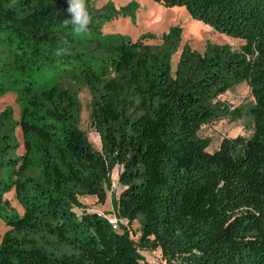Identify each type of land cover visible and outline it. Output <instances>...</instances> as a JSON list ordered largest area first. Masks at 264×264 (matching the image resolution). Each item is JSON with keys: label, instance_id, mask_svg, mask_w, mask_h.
I'll return each instance as SVG.
<instances>
[{"label": "trees", "instance_id": "obj_1", "mask_svg": "<svg viewBox=\"0 0 264 264\" xmlns=\"http://www.w3.org/2000/svg\"><path fill=\"white\" fill-rule=\"evenodd\" d=\"M155 1L184 6L245 43L240 51L209 43L203 53L185 46L173 71L181 26L156 45L146 42L151 34L103 33L107 21L132 15L131 3L87 0L92 23L77 35L65 24L67 0H0V95L21 85L22 107L16 125L10 107L0 113V218L10 227L0 264H141L140 251L159 248V264H264V0ZM58 48L66 54L58 56ZM50 67L88 78L100 150L78 125L74 93L45 76ZM243 82L255 98L254 132L224 138L210 152V138L199 132L240 114L220 96ZM17 126L26 150L20 158L10 156ZM116 166L115 210L128 221L120 230L98 212L75 210L80 196L106 203ZM12 189L22 215L3 201ZM33 236L73 251L56 253Z\"/></svg>", "mask_w": 264, "mask_h": 264}, {"label": "rangeland", "instance_id": "obj_2", "mask_svg": "<svg viewBox=\"0 0 264 264\" xmlns=\"http://www.w3.org/2000/svg\"><path fill=\"white\" fill-rule=\"evenodd\" d=\"M97 6H103L108 2H113L117 8L132 4V15L120 16L107 21L103 26V33L122 34L132 39H137L145 34H151L146 42L156 45L162 41L164 33L169 32L175 26H181V42L177 51L173 54L171 63L173 71L176 69L180 54L185 46H190L200 52L206 50L210 44H228L232 50L240 51L245 43L244 39L231 37L215 31L211 26L202 20L193 18L184 6L167 7L155 0H93ZM13 64V59H9ZM15 66V64H13ZM45 76L53 77V81L63 88L70 89L78 100L77 122L79 127L84 130L96 149H101V138L98 132L91 125L92 103L94 100V90L89 84L88 78L82 73L65 74L58 67H50L45 71ZM115 74L110 71L109 77ZM52 82V80H51ZM21 85L17 87L10 86L5 94L0 95V113L7 107L13 111V121L15 125L21 118L22 107L17 102L18 91ZM220 99L229 106L230 110H239L240 114L232 113L227 117L215 120L202 126L199 136L210 138L208 151L213 152L220 146L224 138H234L237 136L250 137L254 132V118L251 113L255 105V98L252 94V88L248 82L236 84L220 96ZM4 130H0V137ZM13 144H16L15 150L10 152V156L21 157L25 154V145L22 130L19 126L14 131ZM2 145V143H1ZM119 167L116 166L111 175V184L106 189L107 200L101 204L96 196H80L79 200L82 207H76L78 214L83 212H98L103 215H117L113 196H118L120 192ZM2 176L9 178L10 172L5 167L2 170ZM113 194V195H112ZM9 206L7 209L16 211L19 214L24 213V208L16 197L15 189L7 192L3 196ZM125 224L124 222L122 225ZM122 228V226H121ZM131 235L135 240L139 239L141 232L140 221H135L131 226ZM10 230L5 220L0 218V242L4 234ZM38 245H44L49 250L56 253L71 252L68 247H57L58 243L52 238L33 236ZM56 243V244H55ZM143 256L141 264H159L163 261L161 249L155 251H140Z\"/></svg>", "mask_w": 264, "mask_h": 264}, {"label": "clouds", "instance_id": "obj_3", "mask_svg": "<svg viewBox=\"0 0 264 264\" xmlns=\"http://www.w3.org/2000/svg\"><path fill=\"white\" fill-rule=\"evenodd\" d=\"M67 13L70 19L65 20V24H70L77 35L87 33L89 25L92 23V15L89 12L87 0H67ZM67 50L58 48L56 54L64 55Z\"/></svg>", "mask_w": 264, "mask_h": 264}, {"label": "built area", "instance_id": "obj_4", "mask_svg": "<svg viewBox=\"0 0 264 264\" xmlns=\"http://www.w3.org/2000/svg\"><path fill=\"white\" fill-rule=\"evenodd\" d=\"M103 215V214H102ZM108 222L112 225V227L116 230H120L122 223L128 224V221L126 219L120 218L118 215L112 214V215H104Z\"/></svg>", "mask_w": 264, "mask_h": 264}]
</instances>
